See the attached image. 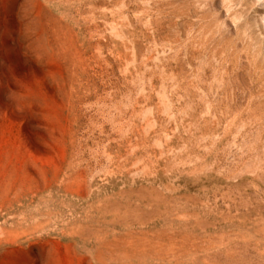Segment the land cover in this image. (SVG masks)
I'll return each mask as SVG.
<instances>
[{"label": "rangeland", "instance_id": "1", "mask_svg": "<svg viewBox=\"0 0 264 264\" xmlns=\"http://www.w3.org/2000/svg\"><path fill=\"white\" fill-rule=\"evenodd\" d=\"M0 264H264V0H0Z\"/></svg>", "mask_w": 264, "mask_h": 264}]
</instances>
